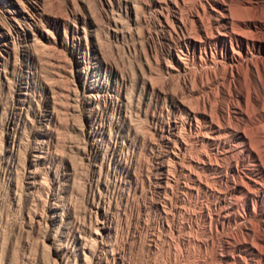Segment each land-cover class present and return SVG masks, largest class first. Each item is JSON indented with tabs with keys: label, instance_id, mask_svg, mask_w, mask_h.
Segmentation results:
<instances>
[{
	"label": "rangeland",
	"instance_id": "374dc122",
	"mask_svg": "<svg viewBox=\"0 0 264 264\" xmlns=\"http://www.w3.org/2000/svg\"><path fill=\"white\" fill-rule=\"evenodd\" d=\"M165 2L0 0V264H264L263 205L201 167L227 159L186 123Z\"/></svg>",
	"mask_w": 264,
	"mask_h": 264
},
{
	"label": "bare ground",
	"instance_id": "6f19581e",
	"mask_svg": "<svg viewBox=\"0 0 264 264\" xmlns=\"http://www.w3.org/2000/svg\"><path fill=\"white\" fill-rule=\"evenodd\" d=\"M165 1L178 44V67L187 71L188 61L194 63L196 58L200 66L198 71L189 69L185 81L193 98L186 123L194 139L200 138L215 156L227 159L222 166L205 156L199 161L201 167L216 171L217 179L238 198L251 200L255 212L257 206L264 207L263 186L254 179L259 174L264 180V0ZM260 191L261 196L256 195ZM218 216L228 218V214ZM256 248L259 251V245Z\"/></svg>",
	"mask_w": 264,
	"mask_h": 264
}]
</instances>
